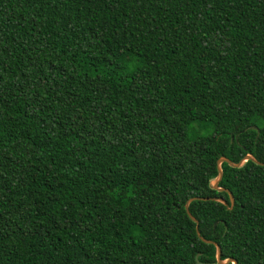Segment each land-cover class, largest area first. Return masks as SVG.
<instances>
[{
  "label": "trees",
  "instance_id": "obj_1",
  "mask_svg": "<svg viewBox=\"0 0 264 264\" xmlns=\"http://www.w3.org/2000/svg\"><path fill=\"white\" fill-rule=\"evenodd\" d=\"M264 0H0V264H264ZM231 264V263H229Z\"/></svg>",
  "mask_w": 264,
  "mask_h": 264
},
{
  "label": "water",
  "instance_id": "obj_2",
  "mask_svg": "<svg viewBox=\"0 0 264 264\" xmlns=\"http://www.w3.org/2000/svg\"><path fill=\"white\" fill-rule=\"evenodd\" d=\"M249 160L253 161L254 163H256L258 165L264 166V164L258 162L256 159H254L250 155L245 156L242 160L239 161V163H233V162H231L230 160H228L227 158H224V157L218 159L217 164H216L217 165V170H218V175H217V177L215 178V180L212 183V188L214 190L222 191V189H220L218 187V184L222 180V177H223L222 170L220 168L222 163H227L230 167H233V168H240L245 162H247ZM227 193L229 194V198H230L229 204L224 199H221V198H192V199H189L186 202L185 211H186V214L189 217V219L196 224V234H197L198 238L202 242H204L206 244H211V245H213L215 247V249H216V259H217L218 264H229V263L237 264L236 261L232 260V259H227L225 261L221 260V249H220V247L215 242L205 240V239H203L200 236V233H199V230H198V221L189 212V205H190V203L192 201H209V200H212V201H215V202H219V203L223 204L228 210H232L233 206H234V199H233V197H232L230 192L227 191Z\"/></svg>",
  "mask_w": 264,
  "mask_h": 264
}]
</instances>
